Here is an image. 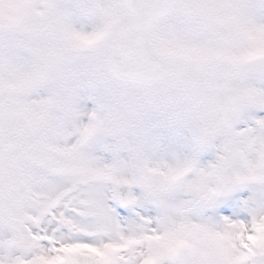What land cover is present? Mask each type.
I'll return each instance as SVG.
<instances>
[{
	"label": "snow or ice",
	"instance_id": "obj_1",
	"mask_svg": "<svg viewBox=\"0 0 264 264\" xmlns=\"http://www.w3.org/2000/svg\"><path fill=\"white\" fill-rule=\"evenodd\" d=\"M0 264H264V0H0Z\"/></svg>",
	"mask_w": 264,
	"mask_h": 264
},
{
	"label": "rangeland",
	"instance_id": "obj_2",
	"mask_svg": "<svg viewBox=\"0 0 264 264\" xmlns=\"http://www.w3.org/2000/svg\"><path fill=\"white\" fill-rule=\"evenodd\" d=\"M163 126H162L163 127L162 131L167 133V137L165 135V139L167 138L169 141L172 140L173 141L172 145H174V146L176 145V147H179L180 149H181V147L183 148V144H182V143H184L183 140L187 139V138L190 139L192 137V132H191V130L189 128H187L188 131H186V129L183 128V127H177L175 129L173 125H170L167 122L166 118H164ZM174 131H177V136H175ZM186 134H187V136H185ZM165 139H163V141ZM189 144H191L190 141L188 142L187 146L189 148H192L195 151H197V148H196L195 144H193L192 147H190L191 145H189ZM214 158H215V153L212 150H201V151H199V159L201 160L202 163H208Z\"/></svg>",
	"mask_w": 264,
	"mask_h": 264
},
{
	"label": "bare ground",
	"instance_id": "obj_3",
	"mask_svg": "<svg viewBox=\"0 0 264 264\" xmlns=\"http://www.w3.org/2000/svg\"><path fill=\"white\" fill-rule=\"evenodd\" d=\"M176 128V127H175ZM166 136H167V134H166ZM185 136H187V134L185 135ZM184 136V137H185ZM191 139H189V141H190ZM184 141V143H182L183 144V148L181 147V149L179 148V147H176V145L174 146V145H172V140H168L167 138H166V140H164V142L163 143H161L162 144V147L165 149V150H168V151H176V152H179V153H182V154H184V155H187L186 154V151L188 150L187 149V145H188V140L187 139H184L183 140Z\"/></svg>",
	"mask_w": 264,
	"mask_h": 264
}]
</instances>
